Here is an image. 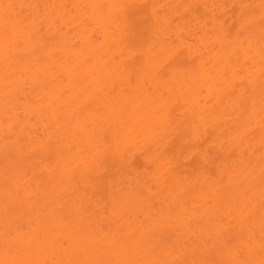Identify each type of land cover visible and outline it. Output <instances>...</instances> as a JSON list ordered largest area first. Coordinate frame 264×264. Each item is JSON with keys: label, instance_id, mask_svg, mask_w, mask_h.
<instances>
[{"label": "snow or ice", "instance_id": "6c2138e0", "mask_svg": "<svg viewBox=\"0 0 264 264\" xmlns=\"http://www.w3.org/2000/svg\"><path fill=\"white\" fill-rule=\"evenodd\" d=\"M20 7L32 10L27 20L18 19L17 5L0 3V66L3 68L4 88L2 123L6 129L3 171L5 227L0 264H264V0L255 6L259 9L258 36L251 32L256 15L247 11L254 6L247 4L236 6L241 9V18L240 28L234 37L223 34L222 30L214 27L208 19L178 25L180 30L178 39L184 45L208 53L207 59L201 56V65L193 69L190 75H186L182 80L171 81L173 98L176 94L184 98L192 112L202 121L193 122L191 135L193 137L201 135L202 127L207 131L210 118H214L215 121H227L233 118L232 113H237L235 118L245 122L242 128L225 130L216 136L218 128L213 123L212 133L209 135L216 140H223L226 135L233 142L243 143L250 135L255 134L253 122L257 115L260 125L259 238L257 239L253 215L255 205L247 195L248 192L254 191L257 162L252 161L247 153L237 156L233 152L227 157L233 162V166L230 168L226 165L214 183L219 185L217 192L224 194L230 190L233 173L237 168L251 177L245 194L226 196L220 209L226 208L236 221L238 230L219 228L210 231L202 246L205 251L199 256L194 254L191 258L184 257L183 253L178 255L174 248H161L159 245L150 244L151 229L142 221L139 226L129 227L127 230L117 228L103 245L90 250L91 258L81 260L40 259L38 256L44 253V249L40 246L38 234L27 238L13 234L8 221L10 204L32 197L39 201L47 196V190L41 191L40 184L36 188L30 184L21 185L22 176L27 174L25 168L32 161L48 165L49 183L63 185L71 183L77 173H85L88 178L98 174L105 168L111 155L126 158L127 153L132 150L130 140L159 133L160 129L148 122L131 123L124 120L123 112L128 103H135L139 99V94L148 79L161 75L158 70L161 59L182 54V49L175 43V38L171 47L162 43L151 56L147 57L144 83L141 84L139 79L133 81L129 78L126 86L122 85L121 93L117 94L114 86L107 87L112 70L104 61V48L96 47L97 42L90 40L88 33L90 30L103 32L107 40L116 19L114 10H119L120 14L128 19L130 12L140 6L90 3L71 6L28 4ZM70 9H78L79 12ZM157 18L163 32L175 31L174 25L177 22L170 19L167 14L162 21L159 16ZM73 32L76 36H73ZM222 51L225 52L224 56L219 55ZM21 53L24 57L23 63ZM154 66L155 73L152 70ZM257 78L260 87L258 114L255 111L254 98L249 92V87L255 85ZM29 82L33 86V92L39 95V103L26 102L22 113L8 97L21 83L27 88ZM74 90L109 98V103L96 113L97 120L89 122L85 119L77 124L69 135L68 143L71 144L72 137L78 138L82 143L72 145L67 154H56V166L52 167V142L64 133L65 125L69 123L67 119L61 120L63 114L61 102ZM254 91L253 87L252 92ZM117 95L127 97V102L125 103L123 99H112ZM205 97L211 112L205 109ZM162 100L165 105L170 102L166 97ZM34 119L42 122L44 128L42 135H33L29 132L28 123ZM116 120L123 124V139L117 137L114 143L105 141L104 145L98 144L94 126ZM85 140L86 145L83 144ZM76 147L82 149L80 154L69 158V154L74 153ZM154 180L157 189L160 184L167 185L169 183L167 171L158 169ZM219 198V195L209 196L206 207L215 209V201ZM144 200V191L138 189L125 191L117 197L113 212L117 216H122L128 206L142 203ZM173 218L177 223L183 220V216L176 208L171 205L165 207L162 201L161 206L155 210V216L150 218L149 224Z\"/></svg>", "mask_w": 264, "mask_h": 264}, {"label": "bare ground", "instance_id": "6f19581e", "mask_svg": "<svg viewBox=\"0 0 264 264\" xmlns=\"http://www.w3.org/2000/svg\"><path fill=\"white\" fill-rule=\"evenodd\" d=\"M261 0H0V3L17 5L16 15L20 21L27 20L32 10L20 7L28 4H124L140 6L134 9L126 19L119 10H114L115 22L112 32L105 39L103 32L90 30L88 37L96 41V47L104 48V61L112 70L107 80V87H115L116 93H121V87L126 86L127 80L146 79L144 72L147 57L151 56L162 43L171 47L173 38L179 44L182 54L161 59L158 64L160 76L148 79L147 84L139 94L135 103H128L123 112L124 120L131 123L148 122L160 129L159 133L151 136H140L130 140L132 150L126 158L121 155H111L104 169L98 174L88 178L85 173H77L71 183L63 185L55 182L49 183L48 165L32 161L25 168L26 175L22 176L21 185H31L36 188L41 185V191L47 190V196L39 201L35 197L12 202L9 208L8 221L13 234L21 238L38 234L40 246L44 253L38 258L52 260H81L89 259L90 250L103 245L117 228L137 227L142 221L150 227V244L161 248H174L179 255L191 258L194 254L199 256L205 249L208 233L219 228L238 230L236 221L226 210H220L225 197L241 196L245 194L248 181L247 176L237 168L233 173V182L227 193L219 194V185L214 183L221 175V170L227 165L230 168L233 162L227 157L233 152L240 156L247 153L249 158L257 162L254 191L247 195L253 200L255 231L259 238V165L260 158V125L258 115L254 119L255 134L250 135L243 143L233 142L228 136L223 140H216L212 133V124L217 125L216 136L225 130L242 128L244 121L232 113L233 118L227 121H215L210 118L207 131L201 128V135L193 137L191 129L195 123H202L200 117L195 115L185 99L178 94L173 98L174 79L182 80L190 75L193 69L201 65V56L208 58L206 51L196 47L184 45L179 39L178 25L188 24L196 20L208 19L212 25L222 30L223 34L235 36L240 28L241 4L252 5L247 9L249 14L255 13L256 19L251 26V32L259 35V9ZM156 7L153 8L152 6ZM179 5L181 7H175ZM224 5V7H213ZM172 6V7H161ZM190 6V7H186ZM79 12L78 9H70ZM165 14L176 21L175 31L163 32L159 19L162 21ZM215 18V19H213ZM67 31V29H66ZM187 35V33H185ZM73 36L76 33L73 32ZM78 38V37H77ZM224 56L225 52L219 53ZM21 63L24 61L21 53ZM153 73L156 67H153ZM257 77L259 68H256ZM3 68L0 66V254H2L3 233L5 227V211L3 196V171L5 131L3 126L4 88L2 84ZM254 87L255 91L252 92ZM38 91V89H37ZM255 101V111L259 113V79L255 85L249 87ZM168 98L165 105L162 98ZM8 99L14 101L15 106L23 113L26 102L39 103V95L33 92L29 82L25 88L23 83L9 95ZM112 99L127 97L117 95ZM63 114L61 120L67 119L65 131L54 140L51 145L53 158L51 166L55 167V156L58 153H68L72 145H80L78 138L72 137L68 143L72 130L85 119L89 122L97 120L96 113L103 110L109 103V98L97 97L94 94H85L74 90L61 102ZM205 109L208 107L207 97L204 98ZM141 105L143 106L141 108ZM26 119V117H25ZM29 132L33 135H42L44 132L42 122L32 120L28 123ZM123 124L116 120L98 123L94 126L96 142L104 145L105 141L114 143L117 137L123 139ZM15 139V137H13ZM87 141H83L86 145ZM76 147L75 152L69 154L74 158L81 152ZM158 169L167 171L169 183L160 184L158 189L154 177ZM138 189L145 192V200L128 206L122 216L113 212L117 197L125 192ZM149 189H152L151 191ZM220 196L215 201L216 208L206 207L209 196ZM171 205L183 216L179 223L172 220L152 222L155 210L161 206ZM183 258V257H182Z\"/></svg>", "mask_w": 264, "mask_h": 264}]
</instances>
